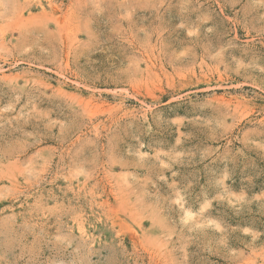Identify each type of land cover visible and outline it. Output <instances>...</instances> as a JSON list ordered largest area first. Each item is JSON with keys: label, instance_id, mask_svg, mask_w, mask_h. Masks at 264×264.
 <instances>
[{"label": "rangeland", "instance_id": "obj_1", "mask_svg": "<svg viewBox=\"0 0 264 264\" xmlns=\"http://www.w3.org/2000/svg\"><path fill=\"white\" fill-rule=\"evenodd\" d=\"M0 264H264V0H0Z\"/></svg>", "mask_w": 264, "mask_h": 264}]
</instances>
